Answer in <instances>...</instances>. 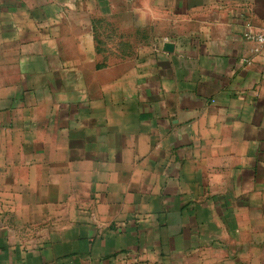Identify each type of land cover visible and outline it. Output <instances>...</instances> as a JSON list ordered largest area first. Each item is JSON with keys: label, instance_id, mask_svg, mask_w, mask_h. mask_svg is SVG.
<instances>
[{"label": "crops", "instance_id": "obj_1", "mask_svg": "<svg viewBox=\"0 0 264 264\" xmlns=\"http://www.w3.org/2000/svg\"><path fill=\"white\" fill-rule=\"evenodd\" d=\"M258 35L264 0H0V264H264Z\"/></svg>", "mask_w": 264, "mask_h": 264}, {"label": "built area", "instance_id": "obj_2", "mask_svg": "<svg viewBox=\"0 0 264 264\" xmlns=\"http://www.w3.org/2000/svg\"><path fill=\"white\" fill-rule=\"evenodd\" d=\"M246 37H247V38H248V37L250 38L251 36L248 35V34H246ZM257 40L260 41V42L263 41V40H264V36H262V35H258V36H257Z\"/></svg>", "mask_w": 264, "mask_h": 264}]
</instances>
